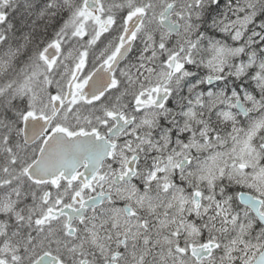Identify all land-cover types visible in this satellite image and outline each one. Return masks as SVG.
Listing matches in <instances>:
<instances>
[{"label": "snow or ice", "instance_id": "snow-or-ice-1", "mask_svg": "<svg viewBox=\"0 0 264 264\" xmlns=\"http://www.w3.org/2000/svg\"><path fill=\"white\" fill-rule=\"evenodd\" d=\"M0 264H264V0H0Z\"/></svg>", "mask_w": 264, "mask_h": 264}]
</instances>
